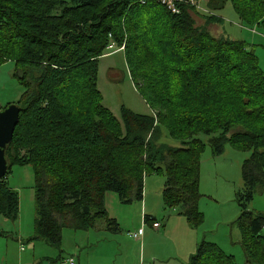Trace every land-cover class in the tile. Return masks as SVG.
Instances as JSON below:
<instances>
[{
  "label": "trees",
  "instance_id": "16d2710c",
  "mask_svg": "<svg viewBox=\"0 0 264 264\" xmlns=\"http://www.w3.org/2000/svg\"><path fill=\"white\" fill-rule=\"evenodd\" d=\"M227 2L243 25L264 32L263 0H208L207 8L221 11ZM143 9L166 13L179 31V41L196 54L183 50L182 61H175L177 67L159 57L149 62L161 70L156 87L163 97V88L174 85L189 102L190 94L201 98L194 107L177 105L188 114L179 115L181 127L176 130L160 114L158 123L152 114H136L124 106L120 120L116 119L101 104L96 87L98 62L111 40L120 46L125 43L126 66L136 79L133 59L140 56L141 47L131 26L137 29L134 21ZM196 15L200 13L188 8L172 15L155 0H0V67L12 63L23 88L14 104L20 110L19 121L5 150L7 172L14 165L30 166L34 178L36 219L34 235L27 242L43 240L58 249L64 229L94 230L98 222L108 233L119 234L117 223L107 216L105 195H116L123 205L141 202L144 180L152 175L165 179L164 206L177 209L198 229L204 222L198 208L202 135L209 137L207 144L215 157L226 144L250 152L241 166L243 189L236 196L239 216L234 224L244 264H264V216L248 209L256 189L264 190V73L244 42L215 40L196 29L192 19ZM8 38L15 40L10 43ZM157 53L172 60L179 54L167 49ZM203 72L209 76L202 80ZM194 76H198L196 84L204 83L187 88V94L185 86H191ZM168 78L174 84L167 85ZM140 89L151 110L160 108L163 100L146 96L147 87ZM231 91L240 93L241 99L230 97L228 103L235 102L241 115L245 109L246 120L219 107ZM234 124H241V132L228 137ZM159 126L180 146L158 144ZM215 133L219 135L214 137ZM6 175L0 179V216L16 220L19 198L7 186ZM187 264H234V259L202 241Z\"/></svg>",
  "mask_w": 264,
  "mask_h": 264
},
{
  "label": "rangeland",
  "instance_id": "374dc122",
  "mask_svg": "<svg viewBox=\"0 0 264 264\" xmlns=\"http://www.w3.org/2000/svg\"><path fill=\"white\" fill-rule=\"evenodd\" d=\"M215 16L216 17L213 19L208 20H206L204 15L199 16L202 20H199L194 16V18H192L194 21V27L207 32V34L215 40L223 39L244 42L246 49L250 52L253 51V54L257 59L258 67L264 73L263 29L261 27L258 28L255 25L253 27L243 25L234 12L231 4L228 2L221 11L215 12ZM135 23H137V29H134L132 26L131 28L133 31L135 30L134 36L138 40L137 44L141 47V52L138 51L140 52V56L133 59L134 68L132 70H135L134 75L136 76V79L132 76L131 71L126 66L124 58L125 50L123 49L120 52L116 51L118 48H122V46L115 44V50H107L106 48L103 53L104 56L101 57L98 62L96 83L97 90L102 97L101 104L118 120L121 118L120 110L122 106L136 114H152L158 123L157 115L159 116L160 114L167 125L172 129L174 128L173 130H176L175 128L181 127L180 122L182 119H180L181 116L179 115H183L182 118H185V114H188L187 111L179 110L177 105L187 103V106L194 107L195 105L200 104V102H202L201 98L191 96L190 91L188 93L187 88L192 86L199 87L204 82L196 84L195 79H198V76H194V82L191 81V86H188V83L186 84L185 89L187 94H190L188 95L189 98H191L190 102L187 101V97L178 94L174 89V85H172L170 89L163 88L165 91L163 92L165 97H163L159 88L156 87V84L161 77V70L155 68L157 66L154 64L155 67H153L150 63L156 62L160 58L171 65L170 67H177L175 66V64H177L175 61L177 59L182 61L183 50L185 51L188 48L184 42L179 41V31H176L166 13L143 9L137 15L136 20L134 21V24ZM161 38H163V41H160ZM8 39L10 43H13V40H15ZM160 42L163 45V48L156 47V44H160ZM167 44H170L171 46H167ZM161 49H167L173 53L178 52L179 54L175 57L173 56V60L168 56L163 58L157 53ZM186 52L190 56L196 55L190 50H186L185 53ZM163 53L165 52L163 51ZM147 54L152 55L148 60ZM165 59L171 60V63ZM239 71L240 74H242L243 68L239 69ZM14 72V65L12 63H7L0 67V111L9 104L17 103L23 92V88L15 78ZM168 74H170L169 76H172V74L176 73L169 72ZM201 76L203 80L209 75L206 76L203 72ZM168 79L167 85L170 86L171 84H174L171 78ZM152 80L155 83L152 82ZM161 83H163V81H161ZM68 87L70 88L69 90L72 89L71 84L68 85ZM142 87L148 88L145 95L149 98L155 99L156 101H158L157 99L164 101L163 104L160 103V108L156 107L153 109V107H151L153 111L149 108L150 105L148 104V106L141 96L140 88ZM233 94L234 95H232V91L228 93L227 97L222 99L224 101L220 102L221 105H219V107H222L229 114L237 115L240 119L246 120L244 118L245 113L247 112L245 109V113L241 115V110L236 108L235 102L232 104L228 103L230 97H234L237 100L241 99L240 93L239 95L235 93ZM163 106H166L167 108L162 109ZM171 106H173V108ZM202 113H204V111ZM248 121L251 122L249 119ZM159 127L160 130L163 128L161 126ZM241 127V124H234L229 130L228 137L241 132ZM163 129L157 143L164 144L167 147H179L181 143L171 140L167 135V131ZM218 135L219 133H215L213 136L217 137ZM149 136L150 134L146 137ZM208 138L209 137L206 136H200V139L205 144V148L201 156V198L199 200L198 208L203 216L204 222L198 228V235L200 237L203 235V241L216 245L224 254L233 256L234 264H244L242 250L237 244L239 234L235 229L234 222L239 216L236 196L243 189L241 166L242 163L249 158L250 152L234 150L226 144L222 154L215 157L212 155L211 149L207 144ZM147 177L144 180L147 191L149 194L154 195L156 191L164 186L165 179L160 175ZM6 181L7 186L18 194L19 212L16 220H10L0 216V264H68L66 260L69 258L73 259L74 264L97 263V253L102 252L100 249L94 250L93 248L85 246L80 250L79 254L77 248V246L80 248L78 239L82 238L84 243H86L87 236L81 231L64 229L62 231V242L58 249L49 246L43 240L27 242V239L34 235V220L36 219L33 185L34 178L31 167L12 166L7 172ZM112 196L117 198L116 195ZM248 209L249 211L264 216V190H260L259 188L256 189L253 200L248 205ZM102 225H104L103 222H98L95 231H93L94 233L91 234L96 235L100 230H103L104 226L102 227ZM125 229L127 228H124L121 225L120 236L130 240V242H134L127 237ZM133 232L134 231H131L130 233ZM93 235L90 236L88 246L92 245L91 238ZM109 236L110 238L115 239L101 241L108 245V247H105L101 256H107L108 259L112 258V263L109 262V264H118L120 260H122L123 264H131L132 260L138 259L139 252L135 253L132 251L130 245L116 244L115 240H119L117 235L111 234ZM98 238L101 239L100 237ZM135 244L139 249V243ZM113 256L117 261H115ZM103 263L104 262L102 261L99 264Z\"/></svg>",
  "mask_w": 264,
  "mask_h": 264
},
{
  "label": "crops",
  "instance_id": "0c3cea01",
  "mask_svg": "<svg viewBox=\"0 0 264 264\" xmlns=\"http://www.w3.org/2000/svg\"><path fill=\"white\" fill-rule=\"evenodd\" d=\"M206 5L205 7L207 9ZM208 11L214 17H216L215 12H219ZM199 16L200 15H196V18L202 20ZM200 184L201 181L199 183V190L201 189ZM162 191L163 186L156 191L154 195H151L148 193L146 184L144 183L142 201L128 205L121 204L117 198L112 196L114 194L109 193L105 195L104 201L107 216L109 219L115 220L120 232L121 225L127 228L125 229L126 233L131 231L137 232L143 229V236L140 241H136L127 235V237L134 241L130 242V240L122 238L120 234H117L119 240H115L116 244L130 245L132 251L135 253L139 252L138 259L132 260L131 264H187L189 258L196 253L199 244L204 240L203 235H201V237L198 235V229L192 228L185 218L179 214L177 209H169L164 206L162 202ZM153 222L159 223L160 227L153 228ZM103 226L104 225H102V227ZM95 229L81 231L87 236L86 243H84L82 238L78 239V244L80 245V248L77 246L79 254L80 250L85 246L93 248L94 250L100 249L102 252L97 253L96 264L102 261L104 262L103 264L112 263V258L108 259L107 256H101L105 247H108L107 244L101 241L115 238H110L109 235L111 234L106 233L107 231L105 229L100 230L96 235L91 234L94 233L93 231H95ZM91 235H93L91 238L92 245L88 246ZM135 243H139V249ZM114 259L117 261L115 257ZM118 264H123L122 260H120Z\"/></svg>",
  "mask_w": 264,
  "mask_h": 264
},
{
  "label": "built area",
  "instance_id": "2783aa9c",
  "mask_svg": "<svg viewBox=\"0 0 264 264\" xmlns=\"http://www.w3.org/2000/svg\"><path fill=\"white\" fill-rule=\"evenodd\" d=\"M155 2L172 15L180 14L181 8L191 9L193 11L200 13V15H211L210 12L207 10L208 8L206 9L205 7L208 0H155ZM124 45L125 43L121 45L122 48H118L116 51L119 52L122 51L124 49ZM114 48H115V44L112 42H110L107 46V50L108 49L113 50ZM152 227L159 228L160 224L157 222H153ZM127 235L136 241H140L143 236V229H140L139 231L133 233L129 232L127 233ZM67 263L74 264L72 259H68Z\"/></svg>",
  "mask_w": 264,
  "mask_h": 264
},
{
  "label": "water",
  "instance_id": "95a60500",
  "mask_svg": "<svg viewBox=\"0 0 264 264\" xmlns=\"http://www.w3.org/2000/svg\"><path fill=\"white\" fill-rule=\"evenodd\" d=\"M19 113V108L14 104L0 111V179L5 176L8 170L5 150L12 141L14 130L19 121Z\"/></svg>",
  "mask_w": 264,
  "mask_h": 264
},
{
  "label": "bare ground",
  "instance_id": "6f19581e",
  "mask_svg": "<svg viewBox=\"0 0 264 264\" xmlns=\"http://www.w3.org/2000/svg\"><path fill=\"white\" fill-rule=\"evenodd\" d=\"M111 38V37H110ZM112 39V38H111ZM110 42H112V43H114L112 40L110 41ZM115 44V43H114Z\"/></svg>",
  "mask_w": 264,
  "mask_h": 264
}]
</instances>
